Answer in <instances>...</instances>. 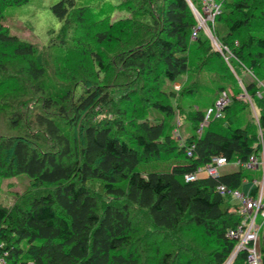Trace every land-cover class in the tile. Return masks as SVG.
Instances as JSON below:
<instances>
[{
    "label": "trees",
    "instance_id": "trees-1",
    "mask_svg": "<svg viewBox=\"0 0 264 264\" xmlns=\"http://www.w3.org/2000/svg\"><path fill=\"white\" fill-rule=\"evenodd\" d=\"M28 1L0 0V178H29L10 206L0 205V258L225 264L236 246L227 231L241 216L217 188L241 190L247 171L185 176L213 157L245 163L260 152L264 0H219L213 31L232 54L227 61L202 31L192 39L197 20L187 0H58L51 12L61 26L43 48L4 26L3 11ZM114 7L128 17L111 21ZM160 78L173 107L149 98ZM113 88L125 92L102 112ZM221 92L230 104L198 136ZM162 162L166 170L142 168ZM232 264H248L247 253Z\"/></svg>",
    "mask_w": 264,
    "mask_h": 264
},
{
    "label": "built area",
    "instance_id": "built-area-1",
    "mask_svg": "<svg viewBox=\"0 0 264 264\" xmlns=\"http://www.w3.org/2000/svg\"><path fill=\"white\" fill-rule=\"evenodd\" d=\"M196 20L197 25L192 31V39L196 37L199 31H202L211 41L216 50L223 53L227 52V61L232 54L226 47L220 46L214 35L213 25L215 18L221 13V2L219 0H199V10L193 5L191 0H187ZM259 86L264 91V82H259ZM259 97L260 93L257 94ZM230 97L226 92H221L216 99L214 105L206 111L204 120L199 124L197 135L200 136L203 128L214 119L222 116L223 110L230 104ZM257 123L258 118L256 117ZM264 128L258 124V138L260 152L258 155H252L249 159L242 163L236 161L229 163L225 158L213 157L210 163L197 169L191 175L185 176L186 182L198 179H206L209 177L217 178L221 175L219 168L232 165L236 168L243 167L247 172H259V177L255 176L250 182H244L247 186L245 190H228L224 186L217 188L221 195L231 196L236 202L237 213L241 216V222L238 226L227 231V238L236 242V246L225 264H232L237 254L241 251L247 253L248 264H261V236L260 231L264 224ZM187 151L188 156L191 150ZM261 176V179H260ZM254 192V194H253ZM260 218L261 223L257 224L256 219ZM0 264H6L3 258H0Z\"/></svg>",
    "mask_w": 264,
    "mask_h": 264
},
{
    "label": "rangeland",
    "instance_id": "rangeland-1",
    "mask_svg": "<svg viewBox=\"0 0 264 264\" xmlns=\"http://www.w3.org/2000/svg\"><path fill=\"white\" fill-rule=\"evenodd\" d=\"M111 5H118L123 0H107ZM199 0H196V2ZM58 0H29L27 3L19 6H10L3 11L4 26L11 36H15L18 39L28 42L38 48L47 46L50 40V32L54 31L57 33L60 29V23L56 20L51 12V7L57 3ZM94 9H97L96 4L92 5ZM110 20L117 21L128 17L126 11H122L119 8L109 9ZM161 78L150 85V96L149 98L156 101L161 106L173 107L174 103L171 99L161 93L163 89L161 84ZM175 89L179 88V84L174 85ZM125 92L120 88L111 89L106 96L100 101L97 109H102V112H109L113 106L114 100L122 93ZM112 101V103L110 102ZM111 105L108 106V104ZM201 109H204L201 106ZM181 130L174 131V137L178 140L181 139ZM168 167L165 163L149 164L145 167L146 171L166 170ZM236 167L227 165L219 168V172L229 173L235 171ZM259 172H247L250 180L253 177L259 176ZM261 179V176H260ZM29 186V178L27 175H19L12 178H0V205L10 206L15 196L22 194ZM256 223L260 224L261 219L257 218ZM261 241H264V224L260 231Z\"/></svg>",
    "mask_w": 264,
    "mask_h": 264
},
{
    "label": "crops",
    "instance_id": "crops-1",
    "mask_svg": "<svg viewBox=\"0 0 264 264\" xmlns=\"http://www.w3.org/2000/svg\"><path fill=\"white\" fill-rule=\"evenodd\" d=\"M258 177H259V176H258ZM245 182H247V183H248V182H250V180H249V181H245ZM246 188H247V186L243 184V186H242L241 190H245Z\"/></svg>",
    "mask_w": 264,
    "mask_h": 264
},
{
    "label": "bare ground",
    "instance_id": "bare-ground-1",
    "mask_svg": "<svg viewBox=\"0 0 264 264\" xmlns=\"http://www.w3.org/2000/svg\"><path fill=\"white\" fill-rule=\"evenodd\" d=\"M233 68V67H232ZM233 71H234V69H233ZM244 87V86H243Z\"/></svg>",
    "mask_w": 264,
    "mask_h": 264
}]
</instances>
